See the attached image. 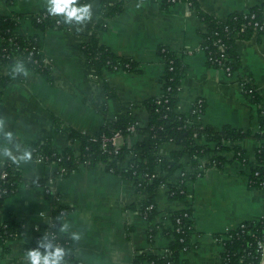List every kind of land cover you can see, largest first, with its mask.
I'll list each match as a JSON object with an SVG mask.
<instances>
[{
  "label": "crops",
  "instance_id": "obj_1",
  "mask_svg": "<svg viewBox=\"0 0 264 264\" xmlns=\"http://www.w3.org/2000/svg\"><path fill=\"white\" fill-rule=\"evenodd\" d=\"M101 1L90 0L93 16L84 24L65 23L64 27L41 31L27 17L19 19L13 31L17 35L38 36L39 52L50 64L49 74L44 77L27 70L26 75L21 73V77L0 87V120L4 130L13 133L9 141L0 131V151L10 147L15 152V144L31 149L52 135L57 151L69 149L78 155L79 143L71 142L64 130L54 131V117L60 129L85 134L96 133L125 107L146 122L148 112L141 104L161 94L165 66L159 49L168 48L183 67L176 112L188 113L195 100L201 99L204 108L195 123L216 128L228 125L252 134L234 143L242 149L244 161L235 158L231 150L222 151L224 164L211 165L201 175L187 180L183 199L169 197L166 185L158 187L154 198L159 218L169 227L172 222L168 214L191 209L192 246L181 254L178 264H218L223 248L217 237L241 222L264 218V188L248 184V176L257 165L259 146L253 134L259 128L261 113L264 116V31L236 41L237 61L228 75L223 68L207 64L201 47L206 26L194 7L184 1L162 6L160 0H127L121 13L107 18L104 30L98 29V39L114 54L134 60L137 66L133 70H103L100 79L87 64L81 43L101 16ZM198 2L204 11L225 20L263 0ZM46 4L47 0H11L9 4L0 0V13L28 16L45 9ZM261 12L264 17V5ZM11 67H1L0 74H6ZM243 80L254 88L257 103L244 93ZM103 83L112 90L111 96L105 97ZM141 139L142 135L131 134L124 142L132 147ZM198 141L204 142L202 138ZM177 148L175 143L165 142L158 153L168 157ZM212 154L207 152L199 161L209 162ZM130 158L132 154L122 165ZM3 162L18 167L28 180L51 176L58 169L56 162L37 159L33 152L30 160L19 164L0 155V164ZM181 163L187 171L192 168L188 155L181 158ZM177 177L176 172L170 180L174 182ZM51 188L58 196L54 203L43 187L26 183L19 184L3 200L0 223L24 221L28 231L24 239L0 241V264H26V240H32L44 229L49 212L57 207L67 210L61 221L67 229L61 230L72 241V257L66 264H149L135 263L134 259L140 254L163 252L171 240L160 229L152 240L148 239L147 222L138 208L144 192L136 188L132 179L107 171L102 162L81 166L57 178ZM72 232H79L80 239H72Z\"/></svg>",
  "mask_w": 264,
  "mask_h": 264
},
{
  "label": "trees",
  "instance_id": "obj_2",
  "mask_svg": "<svg viewBox=\"0 0 264 264\" xmlns=\"http://www.w3.org/2000/svg\"><path fill=\"white\" fill-rule=\"evenodd\" d=\"M2 1L7 4L11 2V0ZM110 1L102 0L100 2L101 16L94 28L86 35V40L81 43L87 64L100 79H102L103 70L111 72L118 69L133 70L137 66L131 58L118 56L107 46L99 43L98 29L104 30L106 19L121 13L127 0ZM177 1H184L194 7L197 15L206 26L202 32L201 47L206 54L207 64L212 67L229 66L231 71H234L237 61L236 41L248 39L253 35L254 21L262 19L261 6L264 5V0L249 10L230 14L225 20L216 18L204 11L198 0H160V3L162 6H167ZM252 13L255 14L254 18L250 16ZM23 17H27L36 29L41 31L48 27L66 26L62 16L49 15L47 8L28 16L21 14L6 16L0 13V68L12 66L15 61L21 60L27 70L46 77L49 74L50 64L40 61L38 36L17 35L13 31L19 19ZM58 19L61 21L59 25L56 24ZM241 25H244L242 32L234 36L235 32L241 29ZM261 32L263 31L257 34ZM218 45L223 47L221 52L217 51ZM159 52L164 64L172 66V69L167 66L164 67L165 83L161 86L163 92L160 98H149L141 104L148 112L146 122L139 120L132 113L131 108L125 107L114 119H107L96 133L85 134L70 128L60 129L59 121L55 117L52 118L55 132L64 130L71 142L79 143L78 155L69 149L57 151L52 145L53 137L50 135L31 146V150L35 156L40 154L47 163H57L58 169L51 176L28 180L15 165L8 162L1 163L0 208L3 200L13 193L21 183L43 187L45 195L54 203L58 200V196L51 187H48L49 181L53 183L57 178L66 176L81 166L90 167L98 161L105 164L107 171L132 179L135 186L138 184L137 179H135L136 175L142 173L144 181L140 188H136L145 194L144 200L138 205L141 215H144L146 207L151 205V209L146 211L147 237L152 240L160 229L170 236L171 240L163 252L149 255L140 254L135 257L134 261L135 263L147 261L149 264H178L181 254L192 246L189 243L190 234L193 230L191 209L184 208L168 214L172 227L166 226L159 218V211L155 204L154 198L158 187L165 184L168 186L167 195L169 197L183 199L186 193L185 182L197 176L196 167L199 160L207 152L213 154L210 161L204 164L205 169L211 165L221 167L226 161L221 152L226 150H231L235 158L244 161L242 149L234 143L252 134L249 131L235 129L228 125L216 128L195 122L190 123L194 117L190 111L186 114L177 113L176 105L183 67L177 55L168 48L161 47ZM19 77L21 74L13 75L11 70L6 74H0V87ZM102 87L105 97L112 95V90L106 84L103 83ZM251 88V101L257 103L258 96L254 88L248 83L244 86V93L247 95L246 91ZM133 124H135L134 131L129 132L127 128ZM116 131H120L122 134L123 144L119 152L113 154L110 145L105 149L102 148L101 139L103 135L112 136ZM131 134L142 135V139L132 147H127L124 140ZM253 136L259 141V146L256 150L257 165L248 176V184L250 187L261 188L264 186V116L262 113L259 117V128ZM2 137L3 135H0V138ZM201 138L204 142L198 141ZM165 142H173L179 147L172 151L168 157L158 153L159 146ZM128 154H132L133 158L128 159L126 165L123 166L122 162ZM184 155H188L190 158L192 168L188 171L181 163V158ZM179 171H185L181 177L184 180L183 185H177L175 181L170 180V176ZM255 172L258 174L255 175ZM153 174L154 178L151 177ZM180 190L183 192L181 193ZM66 211L64 207L52 208L47 216V224L44 229L49 232L48 237L52 238L54 243L60 244L66 249L65 261L67 262L72 257V241L69 235L61 230L62 217ZM177 218L180 219L179 223H176ZM246 224L248 226L249 223ZM27 231L28 228L24 221L2 222L0 223V241L4 243L17 238L24 239ZM52 235L54 236L52 237ZM40 237H42L41 234H36L32 240H26L24 251L27 252L31 247H37V241ZM182 262L185 263L186 261L182 260ZM218 264H260V255L256 251L254 239L243 234L231 241H225Z\"/></svg>",
  "mask_w": 264,
  "mask_h": 264
},
{
  "label": "clouds",
  "instance_id": "obj_3",
  "mask_svg": "<svg viewBox=\"0 0 264 264\" xmlns=\"http://www.w3.org/2000/svg\"><path fill=\"white\" fill-rule=\"evenodd\" d=\"M47 12L52 16H62L65 23L84 24L93 16V5L90 0H47ZM13 75L27 74V68L23 61L17 60L11 67ZM0 131L4 137L11 141L13 133L3 128V121L0 120ZM14 152L10 147H4L0 155L8 157L13 163L19 164L32 158V151L28 147L21 148L19 144L14 145ZM63 230L67 225H61ZM72 239H80L79 232L71 233ZM66 249L47 235L42 236L37 241V247L29 248L26 252V264H66Z\"/></svg>",
  "mask_w": 264,
  "mask_h": 264
},
{
  "label": "built area",
  "instance_id": "obj_4",
  "mask_svg": "<svg viewBox=\"0 0 264 264\" xmlns=\"http://www.w3.org/2000/svg\"><path fill=\"white\" fill-rule=\"evenodd\" d=\"M43 15L45 16V14H43ZM250 16H251V18H254L255 14L252 13ZM60 23H61V21L59 19L56 20V24L57 25H59ZM243 28H244V25H241V29L236 31L234 36H236L239 32H242ZM260 31H264V17L263 16H262L261 20L254 21L253 34H257ZM222 50H223V47L221 45H218V50L217 51L221 52ZM38 53L40 55V61L42 63L46 64L47 60L44 57L41 56L39 51H38ZM35 62H36V60H35ZM164 66L165 67L167 66V67H169V69H172V66H170L168 64H164ZM220 68H223L228 75H231V73L233 72V71H231L229 66L220 67ZM161 79H162L161 80V86H162V84L165 83V77L162 76ZM246 83L247 82H245L243 80V87L245 86ZM162 92L163 91L161 89V94H162ZM246 92H247L248 98H251L252 88L248 89ZM161 94L158 96L159 98H160ZM158 102H160V101L158 100ZM203 108H204L203 101L201 99L195 100V102L193 103V105L191 106V108L189 110L194 116L191 119L190 123L198 121L199 117L201 116V114L203 112ZM134 129H135V124H133V125H131V126H129L127 128V130L129 132H133ZM122 139H123V137H122V134L120 133V131L114 132V134L112 136L103 135L102 139H101V141H102V145L101 146H102L103 149H105L108 145H110L111 148H112L111 152L113 154H117L119 152L122 144H123ZM36 157H37V159L44 160L43 157L40 154H37ZM132 158H133V155H132ZM196 169H197V175H201L202 172L205 170L204 163L202 161H199V164L196 167ZM177 173H178L177 179H179V180L177 181V179H176L175 182H176L177 185H179V184L183 185L184 184V180L181 179V177L185 174V171H179ZM257 174H258V172H255V175H257ZM151 177L154 178V174ZM135 179H137V182H138V184H136V187L140 188L141 184L144 181V175L142 173H139V174L136 175ZM47 184H48V187H51V181H49ZM162 185H165V184H162ZM166 187H167V191H168V186H166ZM261 188H264V186L261 187ZM180 192L182 193L183 190H180ZM150 209H151V205H148L146 207L144 215H143V217L145 219H146V211H148ZM184 215L187 216L188 218H190V216H188L187 214H184ZM179 222H180V219L177 218L176 219V223H179ZM246 223L247 222H241L235 228L230 229V230H226L224 232V234H222L219 237H217V239L220 242V244L222 245V248L224 249V242L225 241H231V240H233L235 238H238L239 236H241L243 234H247L248 236H250V237H252L254 239V245H255L256 251L260 255V264H261L264 261V218L261 219V220H258L257 222L249 223L248 226H247ZM38 234H41L42 236H45V235L49 236V232L47 230H45V229H43ZM53 236L54 235H52V237Z\"/></svg>",
  "mask_w": 264,
  "mask_h": 264
},
{
  "label": "water",
  "instance_id": "obj_5",
  "mask_svg": "<svg viewBox=\"0 0 264 264\" xmlns=\"http://www.w3.org/2000/svg\"><path fill=\"white\" fill-rule=\"evenodd\" d=\"M261 264H264V261Z\"/></svg>",
  "mask_w": 264,
  "mask_h": 264
}]
</instances>
